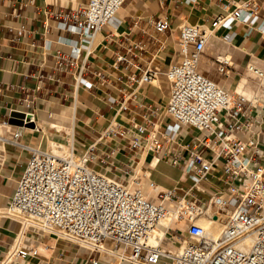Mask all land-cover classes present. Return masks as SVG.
Masks as SVG:
<instances>
[{
  "label": "built area",
  "instance_id": "2783aa9c",
  "mask_svg": "<svg viewBox=\"0 0 264 264\" xmlns=\"http://www.w3.org/2000/svg\"><path fill=\"white\" fill-rule=\"evenodd\" d=\"M126 2L87 0L59 16L63 28L81 36V46L89 55L97 32L118 22ZM258 18L257 7L242 1L233 11L215 17L211 29L204 23L181 22L178 58L164 71L170 82V97L161 113L158 108L139 104L145 124L132 130L114 118L84 152L75 149L74 140L72 152L65 156L31 148L6 216L22 220L27 232L88 243L96 252L105 248L126 264H160L163 259L165 264H264V131L256 130L264 122V114L247 94L230 91L200 68L209 31L218 27L232 29L236 21L255 24ZM170 26L168 19L161 18L154 32L163 34ZM134 47L143 48L140 44ZM77 59L79 53L68 57L59 51L57 69L70 72ZM121 61L133 65L127 55L118 54L115 65ZM217 62L219 72L226 74L229 59L219 56ZM83 68H78L76 81L92 86L82 77ZM138 68L141 75L130 76L138 84L153 81L162 71L150 63ZM250 72L264 86V68L251 66ZM108 100L116 102L115 97ZM32 119L36 121L33 114ZM190 127L200 134L193 136L191 144L183 143L180 136ZM241 133H248V137ZM144 135L156 161L180 166L185 178L192 181L185 193L179 187L166 188L151 181L150 195L143 189L142 178L136 186L130 185L127 176L134 171L129 166L122 174H109L91 165L93 160L103 165L110 163L115 149L100 156L98 145L103 140L116 137L136 152L145 148ZM207 151L210 157L205 156ZM185 152L189 155L183 161ZM214 173L222 176L225 188L206 199L197 195V191L208 190L204 181ZM203 215L214 220L223 216L226 223L218 236L202 226ZM159 227L163 237L152 242V231ZM163 239L170 243L172 251L164 247ZM107 240L109 246L105 245ZM17 253L25 257L36 255L37 250L22 245ZM85 264H100V256H92Z\"/></svg>",
  "mask_w": 264,
  "mask_h": 264
},
{
  "label": "crops",
  "instance_id": "0c3cea01",
  "mask_svg": "<svg viewBox=\"0 0 264 264\" xmlns=\"http://www.w3.org/2000/svg\"><path fill=\"white\" fill-rule=\"evenodd\" d=\"M242 1L257 7L258 21L255 24L236 21L232 29L218 27L209 31L200 68L230 91L247 94L264 114V95L257 97L247 86L250 83L256 87L246 72L251 63L264 68V0H127L118 14V22L97 32L89 55L81 46V36L63 28L59 16L87 0H0V264H34L30 257L15 253L22 245L37 250L36 255L30 254L38 261L35 264H85L92 256H100V264H126L106 249L96 252L83 243L52 234L27 232L21 221L6 216L5 208L25 171L31 148L50 149L51 141L67 142L72 133L75 149L84 152L114 118L132 130L145 124L139 104L158 108L161 113L170 97V82L164 71L178 58L180 23H204L211 29L215 17L233 11ZM161 18L168 19L171 26L156 35L155 23ZM136 44L143 48H135ZM59 51L68 57L79 53L70 72L57 69ZM118 54L127 55L133 65L121 61L116 66ZM219 56L230 61L226 74L218 70ZM149 63L162 69L153 81L138 84L130 79L131 74L140 76L138 67ZM81 66L82 77L92 86L76 81ZM244 79L248 81L242 84ZM109 97H115L116 102L110 103ZM14 110L32 113L37 122L35 127L27 126L22 131L21 140L14 138L22 121L13 117ZM254 111L257 113V108ZM156 122L160 124L158 116ZM256 130L264 131V122ZM199 134L198 129L190 127L180 140L191 144L193 136ZM240 135L248 137V133ZM261 141L264 149V134ZM142 143L145 148L131 152L124 140L107 138L98 148L100 156L115 149L110 163L103 165L93 160L91 165L109 174H122L129 166L142 178L143 189L150 195L151 181L166 188L179 187L185 193L192 181L185 178L182 168L166 160L156 161L146 135ZM188 155L184 153L183 161ZM210 155L205 152L206 157ZM204 185L206 192H196L203 198L225 188L219 173L210 175ZM105 245L109 246L110 241ZM160 264H165V260Z\"/></svg>",
  "mask_w": 264,
  "mask_h": 264
},
{
  "label": "bare ground",
  "instance_id": "6f19581e",
  "mask_svg": "<svg viewBox=\"0 0 264 264\" xmlns=\"http://www.w3.org/2000/svg\"><path fill=\"white\" fill-rule=\"evenodd\" d=\"M251 66H256V64H250V66L248 67V71L250 72V67ZM262 87V86H261ZM4 124H9V122H3ZM11 126V125H10ZM55 126V125H54ZM53 128L55 130H60V132H66V131H61V128L62 127H59L58 129V126L57 127H54ZM64 128V127H63ZM27 129V125L24 124V121H20V124L18 125L17 127V131L14 133V138L17 136V135H22V131L23 130H26ZM45 129V128H44ZM65 129V128H64ZM71 132V131H70ZM24 134V133H23ZM70 140V141H69ZM67 142H59V141H51V148H50V152L54 153V154H57V155H62V156H65V155H68L69 153L72 152V146L71 144L69 145L68 143H72V133H70V138ZM73 144V143H72ZM149 154V153H148ZM130 185L131 186H136L140 180V178L138 177L137 174H132L130 177ZM141 183V181H140ZM7 212V208H5V211L4 213L6 214ZM217 221H214L213 218L209 217L208 215H203L201 220H200V223L202 224V226L206 229V231L211 234V235H214V236H218L222 230L224 229V226H225V223L226 221L224 220L223 216L222 215H219V217H216ZM219 221V222H218ZM22 222V220H21ZM23 224V222H22ZM24 225V224H23ZM26 225V224H25ZM24 225V226H25ZM27 227V225H26ZM25 228V227H24ZM163 229L162 228H156L152 231V242H155V238H156V242L158 240V238H161L163 237ZM163 245L164 247L167 249V250H173V247L170 245V243H168V241H166L165 239H163ZM249 245H251V240H249ZM83 246H87L89 248H93V245L91 244H88V243H83ZM103 250H105V248H101ZM17 255V250L15 252ZM12 255V254H11ZM16 258V257H15ZM6 261V260H5ZM16 262V261H15Z\"/></svg>",
  "mask_w": 264,
  "mask_h": 264
},
{
  "label": "rangeland",
  "instance_id": "374dc122",
  "mask_svg": "<svg viewBox=\"0 0 264 264\" xmlns=\"http://www.w3.org/2000/svg\"><path fill=\"white\" fill-rule=\"evenodd\" d=\"M246 72H248L249 74H251V72L248 71V68L246 69ZM250 79H251L252 83H254V84H252V85H256V87L253 88V87L251 86L250 83L247 84V86H249L250 89H252L253 92H255L257 95H259V96H257V97H260V96L264 95V86L260 84L259 80L255 79V78H252V77H251ZM247 81H248V79H244V80H242V84H243V83L245 84ZM257 85H258V86H257ZM261 86H262V87H261ZM13 117H14V118H18V117H16V116H13ZM7 121H8V120H7ZM51 127H52V126H49L48 128H51ZM0 140H2L1 137H0ZM20 140H21V137H20ZM45 149H46V150H50V149L47 148V147H45ZM204 197L206 198L207 195L205 194ZM214 221H217V220H214ZM218 222H219V221H218ZM25 257H30L31 262L34 263V264L38 262L34 256L27 255V256H25Z\"/></svg>",
  "mask_w": 264,
  "mask_h": 264
},
{
  "label": "water",
  "instance_id": "95a60500",
  "mask_svg": "<svg viewBox=\"0 0 264 264\" xmlns=\"http://www.w3.org/2000/svg\"><path fill=\"white\" fill-rule=\"evenodd\" d=\"M13 116H16L24 121L25 125L29 127H35L37 125L36 121L32 119V113L30 112L14 110Z\"/></svg>",
  "mask_w": 264,
  "mask_h": 264
}]
</instances>
